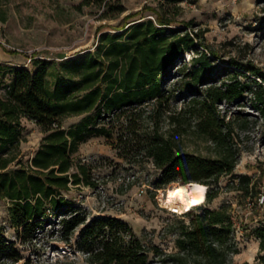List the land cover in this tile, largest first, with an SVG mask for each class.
<instances>
[{
	"label": "trees",
	"instance_id": "obj_1",
	"mask_svg": "<svg viewBox=\"0 0 264 264\" xmlns=\"http://www.w3.org/2000/svg\"><path fill=\"white\" fill-rule=\"evenodd\" d=\"M114 1L96 0L104 7L99 19H116L124 12L120 1ZM150 10L154 20L128 26V20L139 14L129 13L115 26L121 32L101 34L93 52L63 60L51 88L48 59L32 56L31 69L0 64V87L8 80L0 95V198L9 203L11 226L20 243H31L50 216L69 212L58 220L61 234L68 243L81 227L75 247L87 264H154L153 258L158 264H227L238 253L227 204L184 213L190 220L177 228V250L164 253L119 218L98 216L88 221L65 196L71 186H97L90 166L73 161L78 145L93 135L109 139L115 135L119 155L127 162L150 159L160 172V184L177 179L206 185V203L221 193L223 176H229L227 188L246 200L259 196L250 176L234 173L245 149L240 132L248 121L238 114L228 116L219 105L248 101L264 119V72L254 64L228 59V66L222 65L218 73L212 62L221 56L204 41L202 31H191V21H182L181 29L170 28L172 18L163 7ZM185 52L193 53L191 68L183 61ZM174 64L180 78L164 88L163 80ZM216 75L219 83H211ZM179 87L189 98L180 111L164 116L171 128L163 131L159 122ZM150 103L160 110L145 113L143 106ZM81 115L79 124L63 127L64 119ZM23 120L33 122L42 134L27 161L20 157ZM187 134L209 141L212 153L183 150L180 138ZM253 233L263 250L264 227ZM0 264H33L2 230Z\"/></svg>",
	"mask_w": 264,
	"mask_h": 264
},
{
	"label": "rangeland",
	"instance_id": "obj_2",
	"mask_svg": "<svg viewBox=\"0 0 264 264\" xmlns=\"http://www.w3.org/2000/svg\"><path fill=\"white\" fill-rule=\"evenodd\" d=\"M85 1L87 3L82 4ZM119 1L125 10L118 18L99 19L104 7L96 0H0V64L7 68L31 69L32 56L48 59L51 62L48 77L51 88L55 70L65 60L60 58L61 54L71 58L93 52L101 34L121 32L115 30V26L125 15L139 13L128 20V26L147 18L154 20L155 14L150 8L161 6L172 18L170 28L181 29L184 27L182 21H191V31H202L204 41L221 56L220 60L212 62L218 73L222 65L228 66V59L254 64L264 72V0ZM192 55L188 52L183 54L188 68H191ZM177 67L178 64H174L168 70L163 80L164 88L179 80ZM219 78L214 76L211 83H219ZM4 83L7 85L8 80ZM5 84L0 87V95L6 91ZM262 85L264 87V82ZM188 98L180 87L171 95L159 122L161 130L171 128L164 116L180 111ZM143 107L145 113L156 109L152 103ZM219 108L222 112L227 111L228 116L234 113L248 121L245 131L240 132V145L245 149L234 173L250 176L259 196L246 200L240 192L227 188L229 176H223L220 179L221 193L210 203L204 202L189 211L196 213L199 207L217 209L224 204L229 205L235 223L233 237L238 253L231 255L227 264H264L261 260L264 249H260L259 239L253 233L256 227H264V119L248 101L223 103ZM82 118L83 115L68 117L63 120V127H73ZM22 136L25 140L20 143V157L27 161L37 149L42 134L33 122L23 120ZM180 139L185 151L203 156L213 151L212 144L200 136L187 134ZM116 142L115 135L110 139L93 135L78 145L73 161L90 166L91 177L97 186H71L65 196L71 200L72 207L85 214L88 221L98 216L119 218L145 243L156 245L164 253L175 252L177 228L181 221L188 223L190 216L167 214L159 208L148 186L154 183V187L165 193L175 184L182 183L176 179L160 184V172L150 159L127 162L120 157L121 150ZM68 215L69 212L55 218L50 216L43 228L36 232L34 240L22 244L11 226L9 203L0 198V230L8 241L15 242V249L24 258L31 259L33 264H87L83 253L75 247L81 227L68 243L61 234L58 220ZM153 262L158 264L156 258Z\"/></svg>",
	"mask_w": 264,
	"mask_h": 264
},
{
	"label": "clouds",
	"instance_id": "obj_3",
	"mask_svg": "<svg viewBox=\"0 0 264 264\" xmlns=\"http://www.w3.org/2000/svg\"><path fill=\"white\" fill-rule=\"evenodd\" d=\"M206 189L202 185L192 182L185 187L177 188L168 193V199L171 202L174 198L180 200L185 205V209L193 205L202 203Z\"/></svg>",
	"mask_w": 264,
	"mask_h": 264
},
{
	"label": "built area",
	"instance_id": "obj_4",
	"mask_svg": "<svg viewBox=\"0 0 264 264\" xmlns=\"http://www.w3.org/2000/svg\"><path fill=\"white\" fill-rule=\"evenodd\" d=\"M153 184H152V186L151 185L148 186V188L153 191L154 199L156 200L159 208L163 209L167 214L176 215V216L180 215L181 216L190 210V209L189 210L188 209L187 210L179 209V207L177 206L176 203H172L167 199L166 191H165V193L162 192L161 189H159L158 187H154ZM194 207H196V206H194ZM194 207H192V208H194Z\"/></svg>",
	"mask_w": 264,
	"mask_h": 264
},
{
	"label": "bare ground",
	"instance_id": "obj_5",
	"mask_svg": "<svg viewBox=\"0 0 264 264\" xmlns=\"http://www.w3.org/2000/svg\"><path fill=\"white\" fill-rule=\"evenodd\" d=\"M189 183H192V182H189ZM189 183H185V184H175L172 188H169V189L166 191L167 199H168V193H169V192H171V191H173V190H175V189H177V188H180V187H185V186H187ZM195 183H197V182H195ZM198 184L202 185V186L205 187V189H206V191H205V193H204V200H203L202 203H199V204H197V205H193L192 207L202 205V204L205 202V196H206V192H207V186L204 185V184H201V183H198ZM168 200H169V199H168ZM171 202H172V203H176L177 206L179 207V209H181V210H184V209H185V205H184L183 203H181L180 200L174 198ZM192 207H191V208H192ZM191 208H188V210L191 209Z\"/></svg>",
	"mask_w": 264,
	"mask_h": 264
},
{
	"label": "water",
	"instance_id": "obj_6",
	"mask_svg": "<svg viewBox=\"0 0 264 264\" xmlns=\"http://www.w3.org/2000/svg\"><path fill=\"white\" fill-rule=\"evenodd\" d=\"M68 57H69V56L66 55V54H61V56H60L61 59H67Z\"/></svg>",
	"mask_w": 264,
	"mask_h": 264
}]
</instances>
